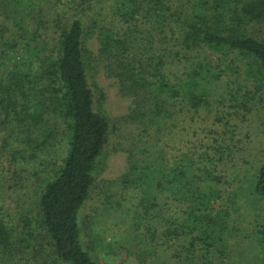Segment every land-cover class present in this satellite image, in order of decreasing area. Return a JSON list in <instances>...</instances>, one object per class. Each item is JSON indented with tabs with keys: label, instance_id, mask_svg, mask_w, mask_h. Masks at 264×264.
I'll use <instances>...</instances> for the list:
<instances>
[{
	"label": "trees",
	"instance_id": "trees-1",
	"mask_svg": "<svg viewBox=\"0 0 264 264\" xmlns=\"http://www.w3.org/2000/svg\"><path fill=\"white\" fill-rule=\"evenodd\" d=\"M92 1L0 0V125L7 129L3 143L10 167L0 162V189L9 181L8 170L20 180L35 178L37 223L46 244L31 231L32 244L24 241L30 264H98L82 245L80 213L113 130L89 84L93 54L83 12L96 5L111 11V25L92 21L99 59L119 79L123 95L134 99L122 122L146 134L137 152L128 151L126 172L110 182L122 185L121 194L129 188L138 194L134 225L150 232L142 221L162 220L179 237L174 232L180 217L173 208L178 202L194 219L223 226L228 209L216 205L235 199L225 197L220 167L229 152L219 140L223 119L213 97L225 79L234 86L219 103L235 101L245 117L264 102V41L248 33L250 26L264 25V0H94L85 8ZM182 61L183 75L171 77L167 63ZM254 191L264 206V166ZM0 202L3 207L1 195ZM105 213L88 219L90 226ZM260 232L264 243V222ZM17 250L29 255L15 248L12 229L0 216V255ZM48 252L52 261L44 256Z\"/></svg>",
	"mask_w": 264,
	"mask_h": 264
},
{
	"label": "rangeland",
	"instance_id": "rangeland-1",
	"mask_svg": "<svg viewBox=\"0 0 264 264\" xmlns=\"http://www.w3.org/2000/svg\"><path fill=\"white\" fill-rule=\"evenodd\" d=\"M72 1L76 4L78 0ZM94 3V0L87 3L85 8L94 6ZM56 11L54 6L50 10L53 14ZM73 12H77V9ZM112 17L109 8L103 5L83 12L89 34L86 46L93 54L88 61L89 84L96 101H100L102 109L109 116L113 130L105 156L99 160L100 175L80 213L83 247L98 264H264V243L260 232L264 222V206L261 196L254 191L256 173L264 166V102L255 103L253 112L245 117L242 116L244 111L241 108L240 111L235 101L229 99L219 103L230 97L228 90L234 86H226L225 79L222 80V89L218 86L217 95L213 97V101L218 102L216 108L223 119L218 128L222 136L219 140L226 153L229 152L226 163L220 167V173L227 179L225 197L235 199L226 207H220L223 205L221 203L216 205L219 209H228L229 215L224 218L223 226L206 224L202 217L194 219L190 212L181 211L188 206L179 205L178 202L173 204L177 217H180L178 229L174 232L179 236L177 238L173 236L174 227H169L162 220L152 223L142 221L151 227L150 232L144 224L137 226L132 223L138 208V194L132 188L121 194L122 185L110 182L119 180L126 172L130 156L128 151L137 152L145 143L142 134L144 137L146 134L137 125L122 122L123 117L134 107V99L123 95L119 79L111 76L99 59L98 30L93 29L95 26H91L92 21L111 25ZM249 28L250 36L264 41V25ZM185 66L184 61L179 65L167 63L166 72L171 77L181 76ZM6 135L7 129L0 125V162L10 170L3 143ZM184 138L189 140L190 133L187 135L185 132ZM168 140L175 142L171 135ZM9 170V181L4 191L0 189L3 201L0 216L12 229L15 248H23L29 255L23 256L19 250L17 254L13 251L1 253L0 264H30L26 259L31 261L32 254L28 243L24 241L30 239L32 244L29 237L33 234L31 231H35L42 245L46 244L45 232L37 223L40 217L37 208L39 195L32 187L35 178L23 177L20 180L16 173ZM108 204L111 205L107 207ZM104 210L106 213L99 221L98 218L91 219L93 225L90 226L88 219L97 217ZM44 256L48 261L53 260L49 252Z\"/></svg>",
	"mask_w": 264,
	"mask_h": 264
}]
</instances>
